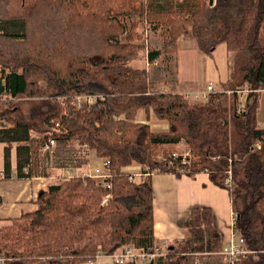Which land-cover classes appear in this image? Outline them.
Returning <instances> with one entry per match:
<instances>
[{
    "label": "trees",
    "instance_id": "obj_1",
    "mask_svg": "<svg viewBox=\"0 0 264 264\" xmlns=\"http://www.w3.org/2000/svg\"><path fill=\"white\" fill-rule=\"evenodd\" d=\"M125 16L146 17L153 29L167 25L163 47L149 50L148 62L178 51L183 36L204 53L224 42L235 58L227 88H251L242 110L237 93L224 90L198 102L153 90L149 70L130 64L143 45L130 40ZM263 86L264 0H207L189 10L162 8L155 0H0L2 177H11L14 145L18 177L56 176L39 192L35 209L0 226L4 263L93 264L99 254L126 246L152 249L160 245L153 173L205 171L228 189L232 229L248 250L234 264H264V127L257 118ZM84 94L101 97L79 102ZM21 96L29 99L25 108L13 105ZM140 109L168 129L138 121ZM51 138L53 151L40 155ZM179 142L192 154L190 162L166 151L157 158L159 148ZM92 151L108 161L112 189L75 171L89 163ZM134 162L142 170L131 180L123 168ZM183 226L185 238L167 244L166 254L150 264H231L210 207H192Z\"/></svg>",
    "mask_w": 264,
    "mask_h": 264
},
{
    "label": "crops",
    "instance_id": "obj_2",
    "mask_svg": "<svg viewBox=\"0 0 264 264\" xmlns=\"http://www.w3.org/2000/svg\"><path fill=\"white\" fill-rule=\"evenodd\" d=\"M142 111L145 110L140 109L138 111V121H146L141 114ZM153 114L151 111L150 115L152 116ZM156 123L151 124L154 130L156 128L158 129L156 131L168 129V123L165 122V125ZM258 125L264 127V121L258 119ZM3 144L4 147L0 144V226L10 224L11 218L20 216L23 211L35 209L37 207L35 202L39 192L52 180V178L43 176L18 177L16 174V145L11 151V177H2L5 166V143ZM168 145L171 148H176L183 145V143L179 142L165 146L167 147ZM89 158V164L84 166L82 170H78L83 173L88 172L94 168L95 163L99 161L98 165L102 160L92 155ZM123 170L132 174L136 173L138 176L142 166L134 162L125 166ZM82 172L79 173L83 174ZM152 186L154 234L157 243L160 244L159 246L176 243L185 238L186 231L183 222L187 219L191 208L194 206H208L213 210L217 227L223 232L224 242L228 241L232 234L231 224L234 217L230 194L227 188L215 184L208 172L200 171L193 175L188 173L178 175L173 172H157L153 173ZM93 264H115V262L110 255L99 254Z\"/></svg>",
    "mask_w": 264,
    "mask_h": 264
},
{
    "label": "rangeland",
    "instance_id": "obj_3",
    "mask_svg": "<svg viewBox=\"0 0 264 264\" xmlns=\"http://www.w3.org/2000/svg\"><path fill=\"white\" fill-rule=\"evenodd\" d=\"M158 6L162 8H193L198 2H207V0H155ZM25 0H23L24 4ZM182 6V7H181ZM186 17V16H185ZM188 18V16H187ZM122 21L127 24L131 36L130 40L134 43H141L143 47L139 51V58L130 62L131 65L137 67H146L150 72V80L155 84L153 90L159 91H174L181 93H191L190 101L198 102L204 101L208 98L199 97L195 98L193 92L204 91L207 85L212 82L218 88L229 87L227 85L231 70L234 71V53L228 52L226 44L221 42L218 44L215 50L210 53H204L199 51L195 40L188 38L187 36L180 37L178 40V51H165L154 62H148L147 53L151 49L162 48L165 41L164 30L167 25H161L160 29H153L151 23H147L146 17H130L125 16ZM135 22L136 27L132 28V24ZM190 27V25H188ZM172 27V26H171ZM128 35L123 34L122 39H127ZM242 72L239 70L235 72V76L238 78ZM250 90L251 88L245 84ZM261 88H264L261 87ZM229 89V88H227ZM260 107L257 118L260 121H264V90H260ZM228 94V93H227ZM231 96L232 94H228ZM18 102L25 108L29 104V99L26 96H21L13 101V105ZM145 110V109H144ZM146 121H150V124L157 122L156 124L165 125L164 120L159 121L155 114L152 116L145 111L141 112ZM153 117V118H152ZM139 117H137L138 119ZM160 127V126H159ZM156 130H158L156 128ZM39 134V133H38ZM41 137L43 136L40 134ZM176 148L171 146H165V148H159L157 158L162 159L165 151L173 153L182 150L186 144L182 142ZM3 145V142H0ZM40 155L46 153L43 148L40 147ZM94 157V152H91ZM96 156V155H95ZM98 161V160H97ZM99 162V161H98ZM97 162V163H98ZM94 164V167L97 165ZM89 164V163H88ZM86 164V166L88 165ZM82 168H79L82 170ZM75 169L77 174L82 171ZM83 173V172H82ZM56 176H53L54 179ZM113 196V195H112ZM111 197V194H110ZM165 245V244H164ZM163 245V246H164Z\"/></svg>",
    "mask_w": 264,
    "mask_h": 264
},
{
    "label": "built area",
    "instance_id": "obj_4",
    "mask_svg": "<svg viewBox=\"0 0 264 264\" xmlns=\"http://www.w3.org/2000/svg\"><path fill=\"white\" fill-rule=\"evenodd\" d=\"M222 90H224L228 94L237 93L238 98H239L237 109L241 111L246 103L247 96L250 91V89L247 86H239L235 89H227V88L222 89V88L216 87L212 82H210L204 91H197L193 93H195L194 94L195 98H199V97L208 98V95L210 93H213L216 91H222ZM259 90H264V88H261ZM191 93L192 92H188V94L185 93V95L188 98H191L190 96ZM98 97H101V96L93 95V94H84V95H79L77 97V100L79 102L86 101L87 103H94ZM55 143H56L55 139L51 138L49 142H47L46 145L43 147L44 151L45 152L53 151V147L55 146ZM172 155L175 158L181 157V161L184 164L186 162H190L192 158V154H190L189 150H179V151L173 152ZM107 165H108L107 160H104V161L101 160V163L95 166L92 170L85 172L83 174L85 176L96 178L97 180H99L100 183L101 182L104 183L105 187L112 189L113 188L112 171L107 167ZM183 173H187V172H183ZM131 175H132L130 176L131 180L135 179V176L137 177L136 173L134 174L131 173ZM110 194L112 196V193H109L104 197L105 201L110 198ZM233 223H234V217H233V221L231 224V228H232ZM243 244H244V238L241 237L239 234L235 233L232 229V234L230 238L228 239V241H226V244L222 250V253L226 255L227 260L231 264H234L237 261H239L242 257L241 255L248 252L247 249L243 248ZM167 250H168L167 244H165L164 246L156 245L155 247L149 250H143L141 248H137V247L130 245V246L124 247L117 253L111 254L110 256L113 258L115 263H124L126 261H132V262H136L137 264H150V262L154 261L159 256L165 255ZM4 261H5V258L2 255H0V263H4Z\"/></svg>",
    "mask_w": 264,
    "mask_h": 264
},
{
    "label": "water",
    "instance_id": "obj_5",
    "mask_svg": "<svg viewBox=\"0 0 264 264\" xmlns=\"http://www.w3.org/2000/svg\"><path fill=\"white\" fill-rule=\"evenodd\" d=\"M211 3H213V0H211Z\"/></svg>",
    "mask_w": 264,
    "mask_h": 264
}]
</instances>
